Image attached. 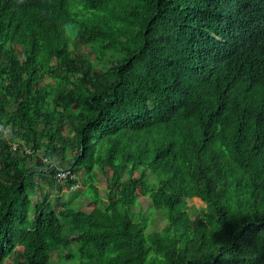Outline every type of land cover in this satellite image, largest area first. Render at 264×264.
Segmentation results:
<instances>
[{
    "label": "trees",
    "instance_id": "obj_1",
    "mask_svg": "<svg viewBox=\"0 0 264 264\" xmlns=\"http://www.w3.org/2000/svg\"><path fill=\"white\" fill-rule=\"evenodd\" d=\"M16 140L71 152L76 175L110 168L108 205L39 198ZM19 246V264H264V0H0V264Z\"/></svg>",
    "mask_w": 264,
    "mask_h": 264
},
{
    "label": "rangeland",
    "instance_id": "obj_2",
    "mask_svg": "<svg viewBox=\"0 0 264 264\" xmlns=\"http://www.w3.org/2000/svg\"><path fill=\"white\" fill-rule=\"evenodd\" d=\"M18 52H21L22 47H17ZM71 50L73 51L75 56L83 55L86 58H89L90 60H94L95 56L90 50V46L88 44H82V43H75L72 45ZM46 79L48 82L55 84L52 80H50L49 75H46ZM18 142L17 140L14 142ZM39 156H43L42 153H39ZM39 156L34 157H27L23 156L22 158L25 160L27 166L29 168H40L41 170H44V174L38 175L36 177V180L40 182V184L43 186L44 190L37 193L39 195V198L43 196L42 193L48 195L50 198L51 203L54 205V207L58 210L62 207L63 204L72 205L77 210H82L86 212H91L96 207H106L108 205V199L107 195L109 194V184H110V177L112 176V171L110 168H100L99 166H96L95 169L92 172L82 170L78 172L77 174V180L78 184L74 187H69L68 184L63 185H57L55 182H53L52 179V167L45 166L42 167L37 166L38 161L40 162ZM67 160H63L59 156H56L53 160H51V164L56 167H70L72 165V156L73 154L69 151H66ZM64 161V162H63ZM123 180L126 181L129 178V175L127 173H123ZM136 176L138 177L139 174L137 173ZM92 177L95 182L96 186L101 192L102 199L100 202L95 205L91 203V199L85 194L86 188L88 187V178ZM148 181L151 182V178H148ZM61 188V190H60ZM38 196H34L33 200L37 202L39 199ZM187 210L193 215V218L196 217L197 213L200 210L205 209V204L198 201L197 199H189L186 204ZM133 213L136 215V217H141L144 221L147 222L146 224V233L150 234L152 232H159L163 228H165L168 225V221L166 220L165 216L160 212L154 209L149 197L140 196L137 204L132 209ZM139 224H135L132 229L137 230ZM20 254L13 258V261L9 260L8 264H19L22 263V256L30 251L29 246H19ZM71 251L76 254V250L74 248L71 249ZM213 255H211L210 258H212ZM52 264H75V261H67L62 258H59L56 254H53L51 257Z\"/></svg>",
    "mask_w": 264,
    "mask_h": 264
},
{
    "label": "clouds",
    "instance_id": "obj_3",
    "mask_svg": "<svg viewBox=\"0 0 264 264\" xmlns=\"http://www.w3.org/2000/svg\"><path fill=\"white\" fill-rule=\"evenodd\" d=\"M67 131H68V128H67ZM67 131H66V132H67ZM14 147H17V149L14 150ZM13 151H14V152H17L18 155H20L21 157H23V156H27V157H28V155H32V154H33V152H32L31 149H29V148L26 147V146L21 147L20 143H15V144L13 145ZM38 156H39V154H38ZM39 158H40V162L44 163L45 166L52 167V172H51L52 179H53L57 184H62V185H63V184H65L66 182H68V180H74V179H77V175H76V173L74 172V170H72L71 166H70V167H59V166L56 165V167H54V166L51 164V160H49V159H47V158H45V157H43V156H39ZM59 168H65V169L71 170V171L74 173V177L71 178V179H68V180L65 181L64 183H58V182L55 180V178H54V173H55V171H56L57 169H59Z\"/></svg>",
    "mask_w": 264,
    "mask_h": 264
},
{
    "label": "built area",
    "instance_id": "obj_4",
    "mask_svg": "<svg viewBox=\"0 0 264 264\" xmlns=\"http://www.w3.org/2000/svg\"><path fill=\"white\" fill-rule=\"evenodd\" d=\"M16 149L17 147H14V150ZM73 177H74V173L71 170L65 168H59L54 173V178L58 183H64L65 181Z\"/></svg>",
    "mask_w": 264,
    "mask_h": 264
},
{
    "label": "bare ground",
    "instance_id": "obj_5",
    "mask_svg": "<svg viewBox=\"0 0 264 264\" xmlns=\"http://www.w3.org/2000/svg\"><path fill=\"white\" fill-rule=\"evenodd\" d=\"M145 41V40H144Z\"/></svg>",
    "mask_w": 264,
    "mask_h": 264
}]
</instances>
